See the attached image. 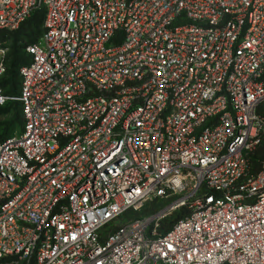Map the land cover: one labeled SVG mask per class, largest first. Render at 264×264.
I'll list each match as a JSON object with an SVG mask.
<instances>
[{
  "label": "built area",
  "instance_id": "obj_1",
  "mask_svg": "<svg viewBox=\"0 0 264 264\" xmlns=\"http://www.w3.org/2000/svg\"><path fill=\"white\" fill-rule=\"evenodd\" d=\"M39 12L0 264H264V0H0V33Z\"/></svg>",
  "mask_w": 264,
  "mask_h": 264
},
{
  "label": "trees",
  "instance_id": "obj_2",
  "mask_svg": "<svg viewBox=\"0 0 264 264\" xmlns=\"http://www.w3.org/2000/svg\"><path fill=\"white\" fill-rule=\"evenodd\" d=\"M44 20V12H39L35 16H33L31 19H29L27 22H25L20 29L11 32L9 34L0 33V42H4L8 39L14 38V43L11 48V54L10 56L11 61L9 66L7 67L5 73L7 74L6 80L2 81V78L0 79V87L4 90L5 94L9 97H18L20 93V85H21V78L19 75L20 67L27 63L28 56L25 53V46L27 44L36 43L39 41L40 37L42 36L43 29H37L36 26H40L43 24ZM27 28L29 41H27L26 44L18 46L19 38L21 37V34L23 30ZM36 32V33H35ZM35 34V35H34ZM23 37V36H22ZM7 66V62H6ZM13 68H17L16 72H14ZM12 109L14 112L13 115V121L19 120L20 121V128H22L23 121H22V108L21 103L17 100H9L4 106L0 107V111L3 109L9 110ZM4 123V122H3ZM2 122L0 125L3 124ZM13 125L10 123L4 128V131L0 135V143L3 142L5 139H7L9 136H11L10 132L13 130ZM264 159V141L262 145L258 148V150L254 153V155L250 158V161L255 169V171H258V169L261 166V162ZM154 204V203H153ZM186 212V209H183L178 214V217L173 220V223L170 225L169 229L172 228L173 224ZM139 214H142L140 212Z\"/></svg>",
  "mask_w": 264,
  "mask_h": 264
},
{
  "label": "rangeland",
  "instance_id": "obj_3",
  "mask_svg": "<svg viewBox=\"0 0 264 264\" xmlns=\"http://www.w3.org/2000/svg\"><path fill=\"white\" fill-rule=\"evenodd\" d=\"M42 26L43 24H41L40 26H36L35 28H37L38 30L42 29ZM36 33V32H35ZM35 35V34H34ZM23 36V37H22ZM28 36V32H27V28L25 27V29L23 30L22 34H21V37L19 38V42H18V46L20 45H23V44H26L27 41H29V37ZM2 43H5L6 44V47L9 49L8 52H7V56H6V62H7V66H6V69L7 67L9 66L10 64V61H11V48H12V45L14 43V38L13 39H8ZM14 69V72H16L17 68H13ZM2 78V81L6 80L7 78V74L4 73V75L1 77ZM13 115H14V112L12 111V109L10 108L9 110H6V109H3L0 111V123L4 122L2 125H0V135L2 134V132L4 131V128L6 126V123L7 125L10 123L11 125H13V130L12 132H10V134L12 135L13 133H15L16 131L19 130L20 128V121L18 120H14L13 121ZM19 127V128H18ZM154 203V204H153ZM151 204H148L141 212L142 214L141 215H147V214H155L159 211H161L162 209L168 207V205H170V202L168 201H164V200H161V201H155ZM180 211L182 210H177V211H174L172 212V214H169L167 215L166 217H164L160 223H159V226H158V230L159 232H165L169 229L170 225L173 223V220H175L177 217H178V214L177 213H180Z\"/></svg>",
  "mask_w": 264,
  "mask_h": 264
}]
</instances>
